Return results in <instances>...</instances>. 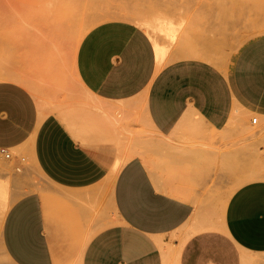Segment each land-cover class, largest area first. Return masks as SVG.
<instances>
[{"label":"crops","instance_id":"obj_1","mask_svg":"<svg viewBox=\"0 0 264 264\" xmlns=\"http://www.w3.org/2000/svg\"><path fill=\"white\" fill-rule=\"evenodd\" d=\"M221 8L160 68L134 22L91 28L64 113L0 81V192L27 189L0 193V264H264V32Z\"/></svg>","mask_w":264,"mask_h":264},{"label":"rangeland","instance_id":"obj_2","mask_svg":"<svg viewBox=\"0 0 264 264\" xmlns=\"http://www.w3.org/2000/svg\"><path fill=\"white\" fill-rule=\"evenodd\" d=\"M55 1L0 0V81L17 82L5 78L16 76L18 82L32 92L42 109L54 113H64L86 104L88 97L75 75V55L84 35L103 22L126 19L136 24L146 23V20L152 23L153 26L146 23V29L144 24L138 26H143L146 33L152 30L148 31L151 32L148 36L152 35L151 39L155 37L157 43L166 48L164 64L177 59L184 50L185 40L188 42L191 34L198 32L193 19L198 17L196 13L200 10L220 12L223 11L221 6L226 5L228 14L245 13L244 26L255 23L252 31L246 27L248 32L244 38L264 32L256 28L258 22L264 24V0ZM247 12L250 17H246ZM119 13L133 18L118 16ZM158 28L164 29L158 31ZM230 53L231 50L227 52ZM252 127L250 134L255 137L257 176V150L262 132L256 125ZM26 191L24 187H16L15 194L4 195V200L10 203Z\"/></svg>","mask_w":264,"mask_h":264},{"label":"bare ground","instance_id":"obj_3","mask_svg":"<svg viewBox=\"0 0 264 264\" xmlns=\"http://www.w3.org/2000/svg\"><path fill=\"white\" fill-rule=\"evenodd\" d=\"M116 14H118V13H116ZM119 14H120V13H119ZM109 15H110V14H109ZM109 15H107V16L109 17ZM112 15H113V14H112ZM114 16H115V13H114ZM116 16H117V15H116ZM118 16H121V17H127V18H128V17H129V18H133L132 16H129V15L125 14V13H122V14H120V15H118ZM111 17H112V16H111ZM118 18H119V17H118ZM106 19H107V18H106ZM109 19H110V18H109ZM134 19H136V18H134ZM137 19H138V18H137ZM150 20H152V19H150ZM140 21H141V20H140ZM140 21H139V22H140ZM137 22H138V21H137ZM141 22H142V23H141ZM141 22H140V23H137V25H138V24H144V26H145V24L148 23L147 20H146V23H144V21H141ZM149 23H150V22H149ZM149 23H148V24H149ZM165 23H166V22H165ZM135 24H136V23H135ZM151 24H152V23H151ZM151 24H149V25H151ZM163 24H164V22H163ZM160 25H162V24H160ZM160 25H159V26H160ZM152 26H153V24H152ZM159 26L157 25L156 27H159ZM140 27H143V26L140 25ZM146 28H148L147 25L145 26L144 29H146ZM149 28H150V27H149ZM164 28H165V27H164ZM164 28H161V29L158 28V31L163 30ZM167 29H168V27H167ZM171 29H172V28H171ZM149 30H150V29H149ZM149 30H147V33H148ZM154 30H155V29H154ZM154 30H153V35L156 34V33L154 34ZM150 31H152V30H150ZM156 31H157V30H156ZM156 31H155V32H156ZM174 31H175V30H174ZM174 31H173V32H174ZM165 32H167V31H165ZM161 33H162V31H161ZM148 34H149V33H148ZM150 34H151V32H150ZM150 34H149V35H150ZM166 35H167V33H166ZM168 35H169V34H168ZM172 35H173V34H171V37H172ZM151 36H152V35H151ZM151 36H150V37H151ZM152 38H153V36H152ZM153 40H155V41H153ZM152 41H153V44H154L153 46H154V49H155L156 59H157V62H158L157 67L160 68L161 66L164 65V60H163V59H164V57L167 55V54H166V50H165L166 48H165L164 46H162L161 44H158V43H157L158 41L155 39V37H154V39H152ZM77 45H78V44H77ZM186 52H187V51H186ZM194 53H196V54H194ZM165 54H166V55H165ZM184 54H187V53H183V54H182L183 56H186V55H184ZM188 55L191 56L192 53H188L187 56H188ZM197 55L199 56V54H197V52H193V55H192V56H197ZM165 58H166V57H165ZM218 64H219V63H218ZM222 66H223V64H222ZM0 76H1V75H0ZM2 77H4V76L2 75ZM5 78H8V79H10V80H17V82L19 81V79H18L16 76H14V75H10V76H8V77L6 76ZM115 168H116V166H115ZM0 185H1V184H0ZM1 186H2V187H1ZM1 186H0V188L3 189V188H4V187H3V184H2ZM0 193H1V192H0ZM3 193L6 194L7 192L5 193V191H4V192L1 193V194L4 196ZM0 198H1V197H0ZM6 199H7V198H6ZM0 201H2V202H0V203H4V201H5V203H6V200L3 201L2 199H0ZM5 203H4V204H5ZM6 205H8V202L6 203ZM0 207H1V206H0ZM1 208H2V207H1ZM6 209H7V208H6ZM3 212H4V211H3ZM5 213H6V211H5ZM0 214H1V213H0ZM3 215H4V213H3ZM2 219H3V217H2ZM1 222H2V220H0V223H1Z\"/></svg>","mask_w":264,"mask_h":264},{"label":"built area","instance_id":"obj_4","mask_svg":"<svg viewBox=\"0 0 264 264\" xmlns=\"http://www.w3.org/2000/svg\"><path fill=\"white\" fill-rule=\"evenodd\" d=\"M256 121H257V118L256 117H253L252 119H251V122L252 123H256ZM3 151V150H2ZM5 156L8 158L9 157V154L8 153H5Z\"/></svg>","mask_w":264,"mask_h":264}]
</instances>
